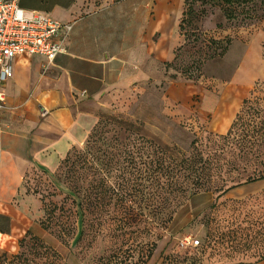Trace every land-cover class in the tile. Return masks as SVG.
I'll list each match as a JSON object with an SVG mask.
<instances>
[{
	"label": "rangeland",
	"instance_id": "obj_1",
	"mask_svg": "<svg viewBox=\"0 0 264 264\" xmlns=\"http://www.w3.org/2000/svg\"><path fill=\"white\" fill-rule=\"evenodd\" d=\"M25 1L49 7L57 0ZM117 1L88 0L82 14ZM127 1L96 17L83 16L73 22L71 34L88 19L109 18L112 36L118 39L125 29L127 45L137 46L146 2ZM147 1L151 27H145L148 33L152 31L144 74L115 83L82 102L80 110L94 119L85 143L73 147L52 172L33 168L26 177L28 193L39 201V235L19 242L16 249L0 250V264H230L236 261L232 252L206 248L208 232L216 226L227 231L236 226L242 229L257 218L264 220V189L241 196L245 191H236L238 187L228 192L233 191L235 198L216 200L212 193L195 196L172 222L164 224L152 212L161 206L160 197L150 200L152 187L144 180L152 146L183 155L195 142L201 150L215 152L217 136L227 133L244 99H258L264 107V0H247L231 8L221 3H192V12L186 16L183 13L189 5L184 0ZM226 10L233 12L234 19H226ZM226 39L230 45L222 54L221 44L214 42ZM220 101L225 105L224 120L215 116ZM94 130L95 148L90 149ZM107 153L113 155L110 162ZM131 158L136 164H129ZM222 158L225 163L228 155ZM84 159L96 168L104 188L114 197L105 198L109 202L105 209L99 207L93 215L83 211L85 217L80 219L72 204L74 197L66 190L74 182L86 185L91 178L82 167ZM236 165L246 166L247 172L253 168L250 161ZM136 166L142 190L137 195L131 187ZM72 175L74 180L69 179ZM116 190L126 194L123 202L115 196ZM235 232L238 241L242 236L238 229ZM194 241L199 242L197 247L190 246Z\"/></svg>",
	"mask_w": 264,
	"mask_h": 264
},
{
	"label": "crops",
	"instance_id": "obj_2",
	"mask_svg": "<svg viewBox=\"0 0 264 264\" xmlns=\"http://www.w3.org/2000/svg\"><path fill=\"white\" fill-rule=\"evenodd\" d=\"M125 1L84 14L88 0H57L49 7L25 0L19 4L26 11L73 23L129 3ZM145 2L137 46L127 45L125 29L114 38L109 18H96L86 20L70 35L65 52L51 66L45 68L47 61L41 56H22L14 61L13 76L4 85L6 105L0 114V250L6 246L16 249L20 241L39 235V201L27 192L25 180L33 168L52 172L73 147L85 143L94 119L80 110L82 102L96 98L115 83L144 74L152 31L147 32L151 27L150 3ZM224 107L220 101L215 113L223 120L227 117ZM229 123L230 119L225 122ZM261 189L264 180L236 191H245L244 196ZM231 193L225 197L235 198Z\"/></svg>",
	"mask_w": 264,
	"mask_h": 264
},
{
	"label": "trees",
	"instance_id": "obj_3",
	"mask_svg": "<svg viewBox=\"0 0 264 264\" xmlns=\"http://www.w3.org/2000/svg\"><path fill=\"white\" fill-rule=\"evenodd\" d=\"M198 2L202 5L221 3L232 7L234 4H245L247 0H184V4L189 6L183 15H190L192 3ZM225 17L229 21L235 16L233 12L226 10ZM184 22L185 19L181 21V23ZM214 43L221 44V53L223 54L230 45V39ZM95 134L94 130L89 137L93 141L90 146L88 142L90 149L95 148L93 138ZM217 138L216 151L208 153L196 146L195 142L191 143V151L183 155L175 154L167 147L152 146L151 144L152 152L147 153L146 160L151 159L149 163H146L148 168L144 180L149 182V187H152L149 192L150 200L154 202L157 196L160 197L161 206H156L152 212L154 216H161L164 224L172 222L184 203L195 196L202 193H212L216 194V200H218L230 190L264 180V107L258 99H244L227 133L219 135ZM225 154L228 155V158L225 163H222L224 160L222 157ZM111 155L110 153L106 154L108 162L112 160ZM91 157L94 161V153L91 154ZM243 160L252 162L253 168L250 172H247L246 166L236 165L237 161ZM135 162L136 160L131 158L129 164H136ZM82 164L84 169L89 170L91 178L86 185H78L77 182H74L66 190L69 197H74L72 204L77 206L80 219L85 217L83 211L93 215L98 213L95 210L99 207L105 209V204L109 203L104 202L105 198L114 197L112 191L104 188L102 177L96 168L93 165L89 166L86 159L82 160ZM135 168L137 171L132 178L131 187L134 188L133 192L137 195V193H142L141 182H138L141 175H139L137 166ZM241 169L243 174L238 173ZM233 172L237 173V176H230ZM73 178L72 175L69 179L74 180ZM119 187L121 184L118 185ZM115 196L120 202L125 200L124 196L119 194V190H116ZM140 215L142 216V214ZM233 226L234 224L231 223V227ZM229 229L223 231V228L220 229L219 226H216L214 230H210L207 235L209 240L206 248L218 252H232V258L236 261L230 264L264 262V220L257 218L254 221H247L246 227L242 229L238 226L231 228L232 230ZM237 229L242 236L238 241L235 232ZM216 245L221 248H216ZM151 256L152 253L150 252L146 261Z\"/></svg>",
	"mask_w": 264,
	"mask_h": 264
},
{
	"label": "built area",
	"instance_id": "obj_4",
	"mask_svg": "<svg viewBox=\"0 0 264 264\" xmlns=\"http://www.w3.org/2000/svg\"><path fill=\"white\" fill-rule=\"evenodd\" d=\"M20 0H0V114L6 105L4 85L13 76V63L22 56H41L51 66L65 52L73 23L61 22L46 13L26 11ZM190 243V242H189ZM198 241L190 243L197 247Z\"/></svg>",
	"mask_w": 264,
	"mask_h": 264
}]
</instances>
